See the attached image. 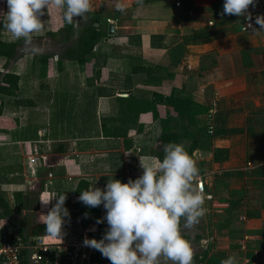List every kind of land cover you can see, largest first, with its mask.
Returning a JSON list of instances; mask_svg holds the SVG:
<instances>
[{
	"label": "crops",
	"instance_id": "0c3cea01",
	"mask_svg": "<svg viewBox=\"0 0 264 264\" xmlns=\"http://www.w3.org/2000/svg\"><path fill=\"white\" fill-rule=\"evenodd\" d=\"M133 2L112 25L119 37L96 46L94 78L86 77L87 64L64 60L59 69L57 52L43 67L38 57L50 53L31 46L8 65L0 57V73L19 77L15 95L0 92V118L15 124L0 129V199L13 210L7 220L33 230L55 204H43L50 194L65 193L72 212L80 180L101 189L111 177L135 180L141 165H155L151 157L163 158L162 133L182 132L190 115L207 134L191 155V141L178 142L197 161L207 210L193 229L182 228L193 264H220L230 254L239 264H264V32L241 31L243 17L221 16L224 0ZM254 3L248 11L264 15V0ZM193 9L205 13L193 19ZM18 40L0 30V41ZM68 76L53 97L50 82ZM98 214H106L103 205ZM0 230L19 233L11 224Z\"/></svg>",
	"mask_w": 264,
	"mask_h": 264
},
{
	"label": "clouds",
	"instance_id": "9594fccd",
	"mask_svg": "<svg viewBox=\"0 0 264 264\" xmlns=\"http://www.w3.org/2000/svg\"><path fill=\"white\" fill-rule=\"evenodd\" d=\"M7 13L4 27L17 39L30 43L31 34L40 32L44 9L54 6L62 12V19L76 25L74 17L87 21L85 15L91 7L90 0H6ZM249 6L254 0H224V15L252 20ZM258 31L248 23L244 30L264 32V15L255 18ZM163 158L151 157L155 165L142 166L143 173L127 183L108 178L104 189L92 186L81 190L78 197L84 205L96 208L103 205L106 214L96 224L107 222L100 240L83 239V246L99 251L111 264H160L161 258L172 264H193L191 241L182 235V228L191 230L205 215V196L195 182L199 180L197 161L185 150L183 143L168 142L162 148ZM55 200L44 218V230L61 241L62 227L70 222L65 205V193L50 194ZM88 217V213L84 214ZM183 221V224H182ZM95 231V229H92ZM220 264H239L235 254L222 259Z\"/></svg>",
	"mask_w": 264,
	"mask_h": 264
},
{
	"label": "trees",
	"instance_id": "16d2710c",
	"mask_svg": "<svg viewBox=\"0 0 264 264\" xmlns=\"http://www.w3.org/2000/svg\"><path fill=\"white\" fill-rule=\"evenodd\" d=\"M6 2V0H4ZM110 9L109 4L103 5V10L107 11ZM193 19H198V14H204L205 10H197L193 9L191 10ZM89 20V25L85 26L82 31L75 36L73 33V27L68 24H64L63 27L56 33L49 32L47 36L55 37L59 36L61 39V42L67 43V47L62 50V52L57 53L58 57V68L61 69V63L64 60H69L72 62H76L79 65H84L90 58L93 57V50L96 48V46L107 36L109 33L108 29H104L101 27V19L97 15H93L91 13L85 14ZM200 19H203L201 17ZM6 22H3L0 24V27H4V24ZM25 40L19 39L16 42L12 43H5L0 41V57L4 58L6 60V65H8L11 61L17 60L20 55L17 54V48L24 43ZM53 55H41L38 57V62L45 67L48 64V59L51 58ZM18 80L19 77L16 76L13 73H6L2 74L0 73V83L3 84L0 86V92L8 95H15L17 91L18 86ZM138 104H142V102L138 100H129L128 105L132 107L131 105H135L134 108L138 107ZM128 106V107H129ZM129 107V108H130ZM200 113L206 112V109L200 110ZM157 115L155 114L153 118L155 119ZM187 126H195L196 127V120L194 119V116H187ZM6 120L0 118V129H10L13 126H15L14 123L7 125ZM7 125V126H6ZM186 127H182V132L180 130H176L174 132H163L159 141L161 144V147H163L168 142H174L178 143L181 140H190L191 144L189 146V153L190 155L195 150V148L198 145V141L200 138L206 137V126L204 127H196L197 130L195 132H188ZM223 133H225L223 131ZM219 131H212L211 136H220L223 134ZM218 151H216L215 156H217ZM158 157L160 155L158 154ZM52 161H54L53 158L50 157V167L53 166ZM89 188V183L85 180H80L75 195L76 197H79L81 190H86ZM234 195H241V193H232ZM0 206L2 209V212L0 211V227L5 226L6 224H11L12 226L16 227V229L19 231L20 235L23 237V239L28 240L32 238V236H44L47 235V233L44 230V223L41 225L36 226L33 230H26L22 225H24L23 219L19 222L9 221L7 220L13 214V210L8 208L7 204L0 199ZM101 211V205L96 208H91L86 205H84L82 202H80L78 206L77 211L69 212L76 213V214H98ZM207 257V254H206Z\"/></svg>",
	"mask_w": 264,
	"mask_h": 264
},
{
	"label": "built area",
	"instance_id": "2783aa9c",
	"mask_svg": "<svg viewBox=\"0 0 264 264\" xmlns=\"http://www.w3.org/2000/svg\"><path fill=\"white\" fill-rule=\"evenodd\" d=\"M257 16L252 14L251 21L243 18L241 31H245L242 26L248 23L254 27ZM34 163L35 159L30 158L29 164ZM196 185L202 190L201 181H197ZM103 217L97 214L85 218L84 215L71 213L70 222L62 227L61 241L50 235L25 240L18 232L0 230V264H111L99 251L83 246L85 237L96 240L102 238L108 227L107 222H95Z\"/></svg>",
	"mask_w": 264,
	"mask_h": 264
},
{
	"label": "rangeland",
	"instance_id": "374dc122",
	"mask_svg": "<svg viewBox=\"0 0 264 264\" xmlns=\"http://www.w3.org/2000/svg\"><path fill=\"white\" fill-rule=\"evenodd\" d=\"M90 2H91V7L87 13L97 15L101 19V27L104 29H108L109 25H114V22L118 23V19L120 18L121 15L125 14V11H126V8H124L123 5L125 7H129L131 5V3H134L133 0H90ZM122 3H125V4H122ZM104 4L110 5L109 11L103 10ZM7 11H8L7 3L4 0L0 1V12L7 13ZM43 11L45 14L40 17V20L44 23L43 29L40 32L32 33L30 43L24 44L25 43L24 42L18 48L19 50H17V54L22 52L29 45H32L31 48H35V49H33L34 51H41L43 54L51 52L50 55H53L56 52L60 53V52H62L63 49H65L67 47V43L65 44V43L61 42V39L59 36H55L54 38L51 36H47V34L49 32L56 33L62 28V26L64 24H67L62 19V12L60 10L56 9L54 6H49L47 9H44ZM74 20L78 21V23L76 25H71L73 27V33L75 34V36H77L85 26L90 24L88 18H87L86 22L82 21L81 17H74ZM3 22H6V17L0 16V24ZM1 29L5 33H10L6 27L1 26L0 30ZM114 37H116V38L119 37L116 33V30L113 34L108 33L107 36L101 41V43L105 44V43H109V41L112 42V39ZM20 39H23V38H20ZM114 45H116V44H114ZM40 46H43L42 47L43 49ZM105 46L109 47L110 44H105ZM96 51H97V49L95 48L93 50V56H95ZM23 52H25V51H23ZM97 55H98V51H97ZM37 56H39V54L35 55V59H37ZM92 58H90L85 63V64H87L85 66V68L86 67L88 68V71L86 72V77H90V78L96 77V75L94 74V70H93V69H95V66H96L95 62L96 61L92 60ZM17 60H14L11 62H15ZM85 68H84V71H85ZM70 71H72V70H70ZM69 79L70 78L68 76L66 79L58 78L57 80H52L50 82V91H51L50 94H52L53 97H56L57 95L58 96L61 95L62 94L61 84L63 82L66 83L65 80L68 81ZM70 85H72V83ZM75 85H77V84L75 83ZM59 91H61V92H59Z\"/></svg>",
	"mask_w": 264,
	"mask_h": 264
},
{
	"label": "water",
	"instance_id": "95a60500",
	"mask_svg": "<svg viewBox=\"0 0 264 264\" xmlns=\"http://www.w3.org/2000/svg\"><path fill=\"white\" fill-rule=\"evenodd\" d=\"M113 29H114L113 26L109 25V28H108L109 34H113V31H114ZM17 50L19 49L17 48Z\"/></svg>",
	"mask_w": 264,
	"mask_h": 264
},
{
	"label": "flooded vegetation",
	"instance_id": "af4514ba",
	"mask_svg": "<svg viewBox=\"0 0 264 264\" xmlns=\"http://www.w3.org/2000/svg\"><path fill=\"white\" fill-rule=\"evenodd\" d=\"M38 40V39H37ZM23 44V43H22ZM24 44H26V43H24ZM29 46H32V45H29ZM41 48L43 47V46H40ZM50 54H51V52H50Z\"/></svg>",
	"mask_w": 264,
	"mask_h": 264
}]
</instances>
